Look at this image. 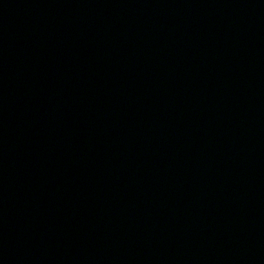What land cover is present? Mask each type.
<instances>
[{"label":"water","instance_id":"1","mask_svg":"<svg viewBox=\"0 0 264 264\" xmlns=\"http://www.w3.org/2000/svg\"><path fill=\"white\" fill-rule=\"evenodd\" d=\"M264 80V0H0V190Z\"/></svg>","mask_w":264,"mask_h":264}]
</instances>
